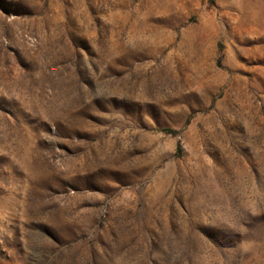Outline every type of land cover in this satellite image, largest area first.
I'll return each instance as SVG.
<instances>
[{
    "label": "rangeland",
    "instance_id": "374dc122",
    "mask_svg": "<svg viewBox=\"0 0 264 264\" xmlns=\"http://www.w3.org/2000/svg\"><path fill=\"white\" fill-rule=\"evenodd\" d=\"M0 264H264V0H0Z\"/></svg>",
    "mask_w": 264,
    "mask_h": 264
}]
</instances>
